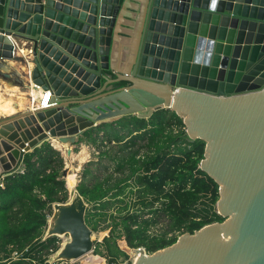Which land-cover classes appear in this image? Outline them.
Instances as JSON below:
<instances>
[{
	"label": "water",
	"instance_id": "1",
	"mask_svg": "<svg viewBox=\"0 0 264 264\" xmlns=\"http://www.w3.org/2000/svg\"><path fill=\"white\" fill-rule=\"evenodd\" d=\"M0 61L52 93L49 108L0 120V186L22 150L52 142L71 157L91 129L171 110L206 142L225 221L135 264H264V0H0ZM77 178L66 169L75 191L48 222L44 241L69 239L50 264L95 252Z\"/></svg>",
	"mask_w": 264,
	"mask_h": 264
},
{
	"label": "trees",
	"instance_id": "2",
	"mask_svg": "<svg viewBox=\"0 0 264 264\" xmlns=\"http://www.w3.org/2000/svg\"><path fill=\"white\" fill-rule=\"evenodd\" d=\"M80 143L120 146L113 157L118 176L99 178L87 168L76 188L89 205V228L109 232L95 242L99 264H132L126 258L132 251L151 255L184 234L225 221L217 209L220 187L201 169L206 142L191 141L176 112L125 117L87 131ZM20 166L0 186V264H50L61 242L44 241L48 222L54 205L70 196L65 160L46 142L23 156Z\"/></svg>",
	"mask_w": 264,
	"mask_h": 264
},
{
	"label": "rangeland",
	"instance_id": "3",
	"mask_svg": "<svg viewBox=\"0 0 264 264\" xmlns=\"http://www.w3.org/2000/svg\"><path fill=\"white\" fill-rule=\"evenodd\" d=\"M75 148V147H73ZM56 149V148H55ZM83 149H86L87 151V155L88 158L84 161V162H80L77 160L72 161L71 157H68L66 154V151H60L64 160H65V170L68 169H74L76 171V173L78 174V184L81 182L82 178H83V173L84 170L89 168L91 170L92 176H98L99 178H102L106 175L112 174L113 172H115V176H118L119 173H117L116 171V164L113 161V157H115L118 153V151L120 150V146L116 145V144H112V145H107L106 143L104 145H102L99 149L98 148H94L91 145H83V146H78L74 149L73 151V155H78ZM59 151V150H58ZM103 152H108V156H102L101 154ZM72 155V157H73ZM92 178V177H91ZM69 201L72 197V193L75 191V188H72L69 184ZM51 219V218H50ZM109 234V232H103V233H96L95 234V239L98 242H102L104 237L107 236ZM69 239L67 237L60 239L61 242V246L63 245V243L67 242ZM117 248L118 250L123 253L120 248H119V242L117 243ZM137 252V251H136ZM142 254H144L143 252H141ZM124 254V253H123ZM125 256H127L126 254H124ZM96 255H94V253L88 255L87 257L79 260V261H75V262H71L68 264H82L83 262H85V260L91 257H94ZM127 262H131L132 264H135L136 259L139 258V256H135L134 255V251L131 252L130 257L127 256ZM106 263V262H105ZM59 264V263H58ZM67 264V263H64Z\"/></svg>",
	"mask_w": 264,
	"mask_h": 264
},
{
	"label": "crops",
	"instance_id": "4",
	"mask_svg": "<svg viewBox=\"0 0 264 264\" xmlns=\"http://www.w3.org/2000/svg\"><path fill=\"white\" fill-rule=\"evenodd\" d=\"M22 53L24 54L23 56H27V52L23 51ZM2 62L3 61H0V73L3 74L4 72L2 69H4L7 72H10L11 70H13L19 73V75L17 77H13V81L5 80L0 75V120L5 119V118H10L17 113H23V112L32 110L33 102L38 97H40V95L42 94L41 91L31 92L30 89L27 88V84H28L27 76H26V73H24V69L22 67L15 66L14 62L9 61L7 65L3 64ZM18 82H22L25 88H21ZM10 107L12 108V111L10 113L6 112L7 109ZM83 137L81 138V140L83 139ZM50 143L54 148H56L59 151H62L60 148H57L54 143L53 144L52 142ZM83 145L85 144L80 143V145H76L75 148L78 146H83ZM20 169H21V166L19 162L15 170L19 171ZM15 170H13L12 173Z\"/></svg>",
	"mask_w": 264,
	"mask_h": 264
},
{
	"label": "built area",
	"instance_id": "5",
	"mask_svg": "<svg viewBox=\"0 0 264 264\" xmlns=\"http://www.w3.org/2000/svg\"><path fill=\"white\" fill-rule=\"evenodd\" d=\"M52 99V93L51 91H46V92H42V94L40 95V97H38L34 102H33V108L32 110H42V109H47L50 107V101ZM22 152V158L23 156H25L28 152H25L24 150L21 151ZM22 160V159H21ZM141 250V249H139ZM141 252H143L145 255H149L147 254L144 250H141Z\"/></svg>",
	"mask_w": 264,
	"mask_h": 264
},
{
	"label": "bare ground",
	"instance_id": "6",
	"mask_svg": "<svg viewBox=\"0 0 264 264\" xmlns=\"http://www.w3.org/2000/svg\"><path fill=\"white\" fill-rule=\"evenodd\" d=\"M11 111H12V108L10 107V108L7 109L6 112L10 113ZM54 144H55V146H56L57 148H60V149L63 150V148H62L61 146H59L57 143H54ZM81 150H82V149H81ZM87 158H88V155H87V151H86V149H83L78 155H73V157L71 156L72 161L77 160V161H80L81 163L84 162ZM86 161H87V160H86ZM134 255L140 257V255H139L136 251H134ZM86 257H87V256H86ZM84 258H85V257H84ZM97 258H100V257H98V256H94V257H91V258H89V259L87 258V259L85 260V262H83L82 264H99V261H98ZM100 259H102V258H100ZM102 260H103V259H102ZM138 260H139V258L136 259L135 263H136Z\"/></svg>",
	"mask_w": 264,
	"mask_h": 264
}]
</instances>
